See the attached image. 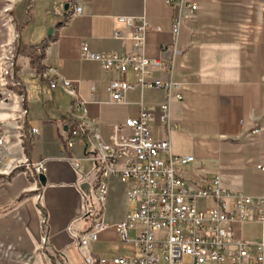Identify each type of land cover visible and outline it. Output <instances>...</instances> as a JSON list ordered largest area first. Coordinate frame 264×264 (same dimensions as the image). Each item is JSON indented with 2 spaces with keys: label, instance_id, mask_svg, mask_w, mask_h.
<instances>
[{
  "label": "crops",
  "instance_id": "obj_1",
  "mask_svg": "<svg viewBox=\"0 0 264 264\" xmlns=\"http://www.w3.org/2000/svg\"><path fill=\"white\" fill-rule=\"evenodd\" d=\"M24 1L16 0L15 11ZM62 1L68 9L52 22L56 27L47 24L43 44L36 47L40 55L17 54L14 79L21 88H11L14 93L0 110V122L10 136L11 155L32 162L47 159L46 185L37 186L43 208L36 204L37 187L30 173L0 176V229H8L10 241H16V234H21L25 243L39 244L45 237L46 249L64 264H83L86 252L68 229L83 233L92 223L83 215L87 205H95L98 164L91 149L81 142L68 152L80 162V169L62 160L78 112L74 99L61 87L51 89L41 83L40 75L47 68L56 69L60 80L73 84L77 100L86 102L89 116L98 119L104 141H109L114 126L137 118L143 105L154 115V138L168 136L175 156L194 158L191 165H176L187 182L205 186L219 175L231 192L262 195L264 177L258 165L264 164V0H189L198 10L193 15L183 13L186 18L177 34L173 33L177 10L166 0ZM76 7L81 8L78 15L74 14ZM119 17L146 18L149 30L144 47H136L131 39L133 30L120 23ZM12 20L0 53L11 44L22 47L15 13ZM50 28L51 36L46 35ZM83 43L97 53L143 54L159 60L161 67H149L146 80L182 84L183 99L170 102L171 128L159 119L160 107L167 102L166 91L142 92L137 87L125 94V103L112 102L109 84L123 77L116 70L104 71L99 63L81 59ZM24 75L37 79L31 92ZM125 79L133 83V73ZM31 128L40 131L36 144L31 141ZM130 186L115 178L109 181L104 222L110 228L90 243L89 252L95 259L140 256L133 242L135 230L129 232L132 242L119 240L115 231L131 210L127 199ZM233 230L246 242L259 243L264 237V226L255 215L234 225Z\"/></svg>",
  "mask_w": 264,
  "mask_h": 264
},
{
  "label": "built area",
  "instance_id": "obj_2",
  "mask_svg": "<svg viewBox=\"0 0 264 264\" xmlns=\"http://www.w3.org/2000/svg\"><path fill=\"white\" fill-rule=\"evenodd\" d=\"M166 3L177 10L173 20V33L177 34L182 19L186 18L183 13L189 11L193 15L198 7L189 0H166ZM80 13L81 8L76 7L74 14ZM118 21L133 30L131 39L136 47H144L149 30L146 18L119 17ZM115 37H119L118 32ZM16 57L15 45L2 48L0 110L10 101L12 91L21 88L20 82L14 79ZM80 57L99 63L104 71L116 70L122 75L121 80L109 84L110 99L114 103H125V94L137 87L142 92L166 91L167 102L160 107L159 119L163 126L171 128L170 102L173 98L183 99L182 84L146 80L149 67H161L159 60L143 54L97 53L86 43L81 45ZM129 72L134 75L133 83L125 79ZM40 79L51 89L61 87L76 102L78 117L61 152L62 160L80 169V162L68 152L81 142L91 149L93 160L98 164L93 188L95 205H87L83 215L92 219V223L83 233H76L72 227L68 229L78 247L86 251L82 255L83 264H264V237L259 243L246 242L237 238L233 230L234 225L249 221L252 215L264 226V186L259 197L231 192L223 186L219 175L205 186H193L177 172L176 165L188 164L194 158L175 156L168 136L160 140L154 138V115L143 105L137 118L127 119L125 125L114 126L106 142L100 134L98 119L89 116L86 102L77 100L70 81L60 80L54 68L45 69ZM91 90L96 91L95 87ZM19 98L24 104L23 94ZM22 113L26 116L27 111L23 109ZM29 134L33 144L39 142V129L31 128ZM10 148V136L4 123L0 122V176L30 173L36 187L40 185L39 176L45 173L47 159L37 162L17 159L11 155ZM258 170L264 177V164L258 165ZM113 178L131 184L127 191L131 210L126 220L115 226V231L119 240L132 242L129 232L135 230L133 242L139 248L140 256L134 259H95L89 252L90 243L98 241L110 228L104 222V208L109 181ZM201 202L203 209H200ZM36 204L39 208L44 207L38 187ZM43 242L47 243L45 237Z\"/></svg>",
  "mask_w": 264,
  "mask_h": 264
},
{
  "label": "rangeland",
  "instance_id": "obj_3",
  "mask_svg": "<svg viewBox=\"0 0 264 264\" xmlns=\"http://www.w3.org/2000/svg\"><path fill=\"white\" fill-rule=\"evenodd\" d=\"M15 4L16 0H0V43L5 41L4 33L11 24L10 22H14L12 19L15 13L22 50L29 49V46H31L30 48L40 47L43 44L47 24L55 22L65 8V3L62 0H25L17 6L16 11L13 8ZM56 26V24H52L51 27ZM50 30L51 28L46 35ZM23 81L30 92L32 87L37 85L35 77L24 75ZM191 163L193 161L190 162V165ZM200 209H203L202 202ZM9 234L8 229H0V264H64L55 254L49 253L43 238H40L39 244L33 242H27V244L23 241L21 234H16V241L13 242L9 240Z\"/></svg>",
  "mask_w": 264,
  "mask_h": 264
},
{
  "label": "trees",
  "instance_id": "obj_4",
  "mask_svg": "<svg viewBox=\"0 0 264 264\" xmlns=\"http://www.w3.org/2000/svg\"><path fill=\"white\" fill-rule=\"evenodd\" d=\"M16 49H17V54L18 53H31V54H33V55H35V53L37 54V52L39 51L38 49H27V50H22L21 48H20V46H18V47H16ZM41 53V52H40ZM38 54H39V52H38ZM40 55V54H39ZM38 61L41 59V57H39L38 56ZM5 178H7V177H5Z\"/></svg>",
  "mask_w": 264,
  "mask_h": 264
},
{
  "label": "water",
  "instance_id": "obj_5",
  "mask_svg": "<svg viewBox=\"0 0 264 264\" xmlns=\"http://www.w3.org/2000/svg\"><path fill=\"white\" fill-rule=\"evenodd\" d=\"M64 9L67 10L68 9V5H65ZM52 33H53V31L50 30L48 35L51 36ZM39 180H40V183H41L42 186L46 185V177L44 175L39 176Z\"/></svg>",
  "mask_w": 264,
  "mask_h": 264
}]
</instances>
